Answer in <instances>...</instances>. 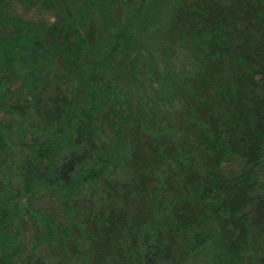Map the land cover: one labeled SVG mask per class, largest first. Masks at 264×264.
<instances>
[{
    "label": "trees",
    "instance_id": "16d2710c",
    "mask_svg": "<svg viewBox=\"0 0 264 264\" xmlns=\"http://www.w3.org/2000/svg\"><path fill=\"white\" fill-rule=\"evenodd\" d=\"M0 264H264V0H0Z\"/></svg>",
    "mask_w": 264,
    "mask_h": 264
}]
</instances>
